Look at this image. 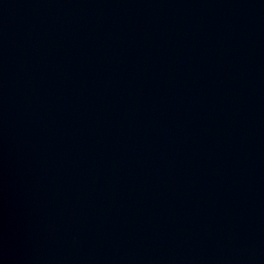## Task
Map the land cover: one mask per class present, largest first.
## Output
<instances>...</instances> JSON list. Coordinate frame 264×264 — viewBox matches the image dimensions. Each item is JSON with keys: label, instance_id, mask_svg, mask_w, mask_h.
<instances>
[{"label": "water", "instance_id": "obj_1", "mask_svg": "<svg viewBox=\"0 0 264 264\" xmlns=\"http://www.w3.org/2000/svg\"><path fill=\"white\" fill-rule=\"evenodd\" d=\"M0 264H264V0H0Z\"/></svg>", "mask_w": 264, "mask_h": 264}]
</instances>
